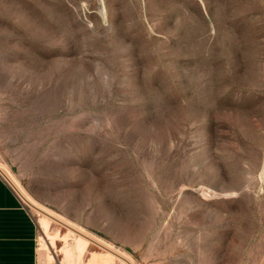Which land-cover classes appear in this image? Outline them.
<instances>
[{"label": "rangeland", "instance_id": "374dc122", "mask_svg": "<svg viewBox=\"0 0 264 264\" xmlns=\"http://www.w3.org/2000/svg\"><path fill=\"white\" fill-rule=\"evenodd\" d=\"M0 172L37 264H264V0H0Z\"/></svg>", "mask_w": 264, "mask_h": 264}, {"label": "crops", "instance_id": "0c3cea01", "mask_svg": "<svg viewBox=\"0 0 264 264\" xmlns=\"http://www.w3.org/2000/svg\"><path fill=\"white\" fill-rule=\"evenodd\" d=\"M38 224L0 175V264L38 263Z\"/></svg>", "mask_w": 264, "mask_h": 264}, {"label": "bare ground", "instance_id": "6f19581e", "mask_svg": "<svg viewBox=\"0 0 264 264\" xmlns=\"http://www.w3.org/2000/svg\"><path fill=\"white\" fill-rule=\"evenodd\" d=\"M43 215H44L43 216L44 218L42 220V227H44V229L47 231L48 230V227H49V224H50V223H48L49 214L46 211H43Z\"/></svg>", "mask_w": 264, "mask_h": 264}, {"label": "built area", "instance_id": "2783aa9c", "mask_svg": "<svg viewBox=\"0 0 264 264\" xmlns=\"http://www.w3.org/2000/svg\"><path fill=\"white\" fill-rule=\"evenodd\" d=\"M0 175L2 176V174H1V172H0ZM3 177V176H2ZM4 178V177H3ZM5 179V178H4ZM6 180V179H5ZM7 181V180H6ZM8 182V184L11 186V188L17 193V191H16V189L12 186V184L9 182V181H7ZM17 195H18V193H17ZM19 196V195H18ZM20 197V196H19Z\"/></svg>", "mask_w": 264, "mask_h": 264}]
</instances>
